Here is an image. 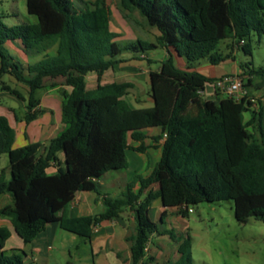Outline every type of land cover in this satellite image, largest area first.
<instances>
[{
	"label": "trees",
	"instance_id": "16d2710c",
	"mask_svg": "<svg viewBox=\"0 0 264 264\" xmlns=\"http://www.w3.org/2000/svg\"><path fill=\"white\" fill-rule=\"evenodd\" d=\"M89 4V3H88ZM83 7L74 0H26L27 12L36 22L7 25L0 15V89L21 94L2 81L10 74L29 87L25 121L43 112L38 108L37 91L45 77L65 76L72 86L64 94L60 130L41 150L40 141L14 147L16 132L8 118L0 115V156L7 154L10 177L0 174V194L9 192L12 205L0 207V215L11 219L14 231L30 243L47 225L58 222L62 229L90 238L94 226L117 217L129 207L136 226L127 236L135 263L142 261L150 236L160 231L149 217L155 198L164 206H181L188 215L191 205L231 200L239 222L250 217L264 220V103L247 96L235 100L227 95L215 101L201 93L216 80L198 70L175 64L183 56L188 66L207 59L218 64L231 53L219 51L218 43L231 38V45L252 54L250 37L264 39V0H120V8L139 11L159 34L155 42L141 38L119 41L111 29V6L95 0ZM16 40L27 54H42L56 46L54 55L45 54L32 64L13 60L4 44ZM157 47L168 57L159 70L150 71L151 106L132 107L124 98L133 86L130 81L98 84L85 89L86 75L105 71ZM247 86L264 79V66L240 63ZM191 104L200 107L195 116H186ZM248 113V118H245ZM165 132L163 153L148 175L135 174L118 197L103 199L104 211L72 217L68 206L79 191H97L96 180L112 170L128 168L127 149L143 152L146 129ZM140 141L131 146L130 141ZM63 153V158L60 157ZM55 173H49L51 166ZM158 184L154 192L145 189ZM139 187L136 189V185ZM163 222L164 216L161 217ZM10 231L0 227V264H36L26 261L23 250H2ZM190 237L179 247L174 264H192Z\"/></svg>",
	"mask_w": 264,
	"mask_h": 264
},
{
	"label": "crops",
	"instance_id": "0c3cea01",
	"mask_svg": "<svg viewBox=\"0 0 264 264\" xmlns=\"http://www.w3.org/2000/svg\"><path fill=\"white\" fill-rule=\"evenodd\" d=\"M91 3L93 2L86 1L79 6H91ZM36 20L33 22H36ZM4 48L13 57L14 61L23 65L37 62L43 58L45 54L54 55L57 49L56 46H54L42 54H27L22 49L20 43L16 40H9L5 42ZM126 53L130 55V58H128L126 62L133 61V54L130 52ZM165 54L167 58L168 53L166 50ZM145 55L146 54L144 53L140 54V56ZM226 60L230 59L227 58L223 61ZM117 65L118 63L107 71L116 68ZM212 65L215 64H212L206 59V61L204 63H200L197 68H195V70H198L203 74L215 79L221 77L224 74L235 72L234 70H236L235 67L231 70L213 72L210 71V66ZM160 67L161 64L158 66V68L150 69V71L159 70ZM206 70L209 71L206 72ZM107 71H105L101 76H98L96 73L87 74L85 89L87 91H93L97 88L98 84H108L114 82L104 81L103 78ZM150 71L148 80L149 88ZM92 74L96 78V84L95 86L90 87L88 78L90 75L92 76ZM7 75L10 76V81L12 84L6 82L5 76ZM2 81L16 89L22 96L18 97L9 91L0 89V115L6 116L10 125L15 129L16 139L14 147H20L28 143L40 141L42 143L41 150L43 151L45 146L49 143V140L63 128L61 121L62 102L64 99V94L69 93L72 90V86L67 83L65 76L59 75L54 77H45L43 80V87L40 88L44 90V94L42 96H38V91L40 89L36 93V96L39 98L38 108L43 109V112L31 122H26L25 114L27 109L25 99H27L29 96V87L26 84L17 81L10 74H5L2 77ZM126 81L132 82V80L128 79ZM254 83L256 86L252 84L250 87L254 89L256 96L260 97L264 103V79L262 80L255 78ZM132 87H134V84ZM132 87L127 90L126 95H128L129 90ZM206 88L207 87L205 86L204 91L206 93L208 92L207 95H209V97H206L208 99L218 101L219 99L225 97V95H222L219 91H216L214 83H210L209 87L207 89ZM126 95L124 98L132 107H145L151 106L153 104L152 97L148 103L143 104L141 98L136 97L134 100H129ZM150 102L152 103L151 105H149ZM245 118H248V113L246 114ZM146 133L147 135L143 139V143L146 145L145 151L139 152L131 148L127 149V157L129 161L128 168L120 170L117 173H113L114 171H109L102 177L98 178L96 180L98 188L97 191L77 192L75 198L68 206V214L70 216L78 217L83 215H96L103 212V199L105 197L120 196L126 183L130 181L135 174L139 173L148 175L151 172L152 168L162 157L165 132L160 127H151L146 129ZM140 143V141H130L131 146H137ZM60 157L63 158V153H60ZM8 165L9 162H0V174L3 172L7 179L10 177ZM56 170L57 167L54 165L48 169V172L55 173ZM138 187L139 185L137 184L136 189ZM157 189L158 184L154 183L149 188L145 189L144 193L147 194L150 190L155 192ZM12 204L13 199L9 192L0 194V207ZM181 208V206H164L162 204L161 198L159 197L153 200L149 209V217L159 224L160 231L155 232L150 236L147 243V250L142 261L151 258L149 264H174L180 258V245L187 237H190L191 239L187 229L183 228L182 226V221L185 220L188 215L182 214ZM162 216H164L163 222L161 220ZM135 226L136 218L133 211L129 207L124 209L117 217L100 222L97 225V228L92 231L91 237L85 238V241L90 245V251L88 254L90 256L89 261L91 262L89 264H141V262L135 263L130 249V242L127 240V236L134 231ZM0 227H6L10 231V236L5 241L2 250H23L26 253V261H34L36 264L39 261L41 262V259L46 255H51V251L54 248V243L56 242L57 236H62L63 233L61 232L67 231L62 229L58 222H52L48 224L46 229L41 232L34 240L26 244L14 231L12 221L9 217L0 215Z\"/></svg>",
	"mask_w": 264,
	"mask_h": 264
},
{
	"label": "rangeland",
	"instance_id": "374dc122",
	"mask_svg": "<svg viewBox=\"0 0 264 264\" xmlns=\"http://www.w3.org/2000/svg\"><path fill=\"white\" fill-rule=\"evenodd\" d=\"M74 1L82 5L86 1L94 2L95 0ZM105 1L111 6L110 25L111 29L118 33L119 41L128 42L129 39L137 37L151 42L156 41L157 28L151 26L139 11L123 10L119 6L120 0ZM0 15L4 16L2 20L7 25L33 22L37 19L27 12L26 0H0ZM231 42V38H226L218 43L219 51L224 54L231 53L230 60L210 66V71L222 72L236 67L235 72L231 74L244 80L245 95L252 102H263L260 97L256 96L254 89L247 86V76L244 75L239 64L248 62L255 67L264 66V39L259 40L256 33L251 35L252 54L244 52L237 45H231ZM120 56L125 60L118 63L116 68L107 71L103 78L104 81L132 80L134 87L129 90L126 97L129 100L139 97L143 104L148 103L151 99L148 83L149 71L158 68L166 58L164 48L157 47L149 50L145 56L133 58V61L129 62H126L130 58L128 53L124 52ZM174 60L177 66L185 70L195 69L200 63L206 61V59H200L194 62L193 67H189L188 61L183 56L175 54ZM5 80L12 84L9 75L5 76ZM88 80L90 87L95 86L96 78L93 74ZM206 87L208 88L209 84ZM215 89L220 94L226 95L219 88ZM43 94L44 90L40 89L38 96ZM202 94L205 98L209 97L208 92L204 91ZM151 104L150 102L149 105ZM199 109L197 104H191L186 108L185 115L195 116ZM4 161L9 162L7 154H2L0 157V162ZM112 171L117 173L120 170ZM190 207L192 210L182 221V226L191 236L188 252L192 258V264H264V220L250 217L245 222H239L234 215L231 200L205 201ZM61 233H63L62 236H57L51 255H46L41 259L42 263L39 261L37 264H89L91 262L88 254L90 245L85 238L72 232L62 231ZM12 250L15 249H7L5 253L9 254Z\"/></svg>",
	"mask_w": 264,
	"mask_h": 264
},
{
	"label": "built area",
	"instance_id": "2783aa9c",
	"mask_svg": "<svg viewBox=\"0 0 264 264\" xmlns=\"http://www.w3.org/2000/svg\"><path fill=\"white\" fill-rule=\"evenodd\" d=\"M215 87L219 88L220 90L224 91L225 94L235 100H241L245 97V83L244 80L237 77L234 74L227 73L222 75L221 77L217 78L214 81ZM202 91L201 93H203ZM166 135V134H165ZM192 209H189L191 211ZM97 226H94L96 229ZM147 250V246L145 247Z\"/></svg>",
	"mask_w": 264,
	"mask_h": 264
}]
</instances>
